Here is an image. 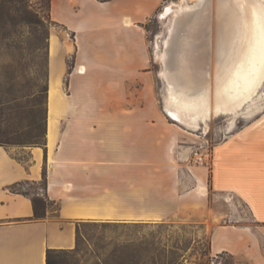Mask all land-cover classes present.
I'll use <instances>...</instances> for the list:
<instances>
[{"label":"crops","instance_id":"obj_1","mask_svg":"<svg viewBox=\"0 0 264 264\" xmlns=\"http://www.w3.org/2000/svg\"><path fill=\"white\" fill-rule=\"evenodd\" d=\"M164 1L51 0L52 19L74 37L61 44L75 62L70 68L65 60V106L52 128L47 122L44 146L25 149L30 158L22 160L21 150L0 145V264H47L49 249H75L83 223L162 222L227 193L252 222L212 217L213 253L264 264V125L234 129L218 143L210 176L193 164L182 144L189 137L166 122L155 93L145 24ZM44 175L47 201L58 210L47 204L37 217L33 197L12 186ZM200 180L211 193L198 190Z\"/></svg>","mask_w":264,"mask_h":264},{"label":"rangeland","instance_id":"obj_2","mask_svg":"<svg viewBox=\"0 0 264 264\" xmlns=\"http://www.w3.org/2000/svg\"><path fill=\"white\" fill-rule=\"evenodd\" d=\"M48 1L0 0V142L14 150H21L16 155L22 160L30 158L28 153L23 152L25 149L43 146L46 141L50 35L56 31L62 42L74 39L66 27L52 19ZM173 1L180 0H165L159 11L145 24L147 43L154 61L151 69L155 74V93L165 113L166 122L189 137L183 145L192 151L194 143L203 140L206 143L211 154L206 163L210 176L215 146L225 141L233 130L227 129L228 116H218L208 122L210 130L207 134L202 133L203 129L193 131L175 121L165 108L166 84L158 76L163 66L156 57V51L157 42L162 45L173 16L169 12L163 18L162 13ZM65 60L72 68L74 52L67 53ZM64 89L68 94V80L64 81ZM260 120L264 125V108L252 118H238L234 129L246 128ZM19 189L30 192L31 196L38 194L48 199L47 187L42 180L22 182ZM208 190L211 193L209 186ZM208 196V204L199 212H184L162 222L131 225L83 223L80 226L77 250L63 253L62 262L98 264L100 259H114L115 264H255L243 256L227 252L221 255L213 253L212 217L218 216V224L246 225L252 221L247 207L233 195L227 193L220 198L212 194ZM47 204L52 206L53 212L58 210L55 202L50 200ZM262 236L264 238V234ZM261 243L264 256V239H261ZM132 256L143 260L134 263L129 260ZM118 259L125 261L119 263Z\"/></svg>","mask_w":264,"mask_h":264},{"label":"bare ground","instance_id":"obj_3","mask_svg":"<svg viewBox=\"0 0 264 264\" xmlns=\"http://www.w3.org/2000/svg\"><path fill=\"white\" fill-rule=\"evenodd\" d=\"M191 1H173L162 13L163 18L173 14L156 51L163 66L159 75L166 84L165 108L193 131L203 129L207 134L208 122L218 116H228L227 129L234 130L238 118H252L264 108V0ZM71 50L61 44L56 31L51 33L50 128L65 106L62 79L65 55ZM85 71L80 66L79 72ZM262 122H254L251 128ZM198 190L209 191L201 180Z\"/></svg>","mask_w":264,"mask_h":264},{"label":"trees","instance_id":"obj_4","mask_svg":"<svg viewBox=\"0 0 264 264\" xmlns=\"http://www.w3.org/2000/svg\"><path fill=\"white\" fill-rule=\"evenodd\" d=\"M49 3V6L51 7V0L48 1ZM46 143V141L43 142V146L44 144ZM0 145H6L5 143L3 142H0ZM42 182L45 184V187H47V177L46 175L43 176V179H42ZM22 184V182L20 183H17L15 185L12 186L13 190L14 191H17V192H21L23 194H27V195H30V192L28 191H20L19 189V186ZM33 197V202H34V205H35V215L37 217H41V216H44L45 214V209L47 207V200L46 198H41L40 195L38 194H35ZM107 225V224H105ZM79 231H80V227H78V235H79ZM78 248V242H77V246L75 247V249L71 250V251H66V250H58V249H49L48 250V254H47V264H63L62 262V254L63 253H73L74 251H76ZM226 252H222V253H219V255L221 254H224ZM129 260L133 261L134 263H140L143 259L141 258H136L134 256L132 257H129ZM114 259H100L98 264H115L114 263ZM119 263H124L125 259L124 260H121V259H118L117 260Z\"/></svg>","mask_w":264,"mask_h":264},{"label":"built area","instance_id":"obj_5","mask_svg":"<svg viewBox=\"0 0 264 264\" xmlns=\"http://www.w3.org/2000/svg\"><path fill=\"white\" fill-rule=\"evenodd\" d=\"M203 141L194 143L191 151V160L193 164L198 166H206L211 155L208 148H206V143Z\"/></svg>","mask_w":264,"mask_h":264},{"label":"water","instance_id":"obj_6","mask_svg":"<svg viewBox=\"0 0 264 264\" xmlns=\"http://www.w3.org/2000/svg\"><path fill=\"white\" fill-rule=\"evenodd\" d=\"M208 13V12H207ZM208 22H209V18H208V20L206 21V23L205 24H207V26H208ZM198 23V19L197 20H195V23L194 24H197ZM208 28V27H207ZM192 28H191V24H190V30H191ZM199 30V29H198ZM198 30H195L196 32L198 31ZM198 32H200V31H198ZM205 39V38H204ZM184 42H185V40H183V42H182V44H184ZM181 46H183V45H181ZM203 62H204V60H203ZM207 62V61H206Z\"/></svg>","mask_w":264,"mask_h":264}]
</instances>
